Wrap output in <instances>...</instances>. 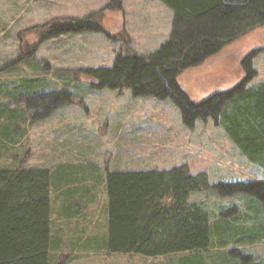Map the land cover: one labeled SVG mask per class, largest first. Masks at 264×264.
Segmentation results:
<instances>
[{
  "label": "rangeland",
  "instance_id": "obj_1",
  "mask_svg": "<svg viewBox=\"0 0 264 264\" xmlns=\"http://www.w3.org/2000/svg\"><path fill=\"white\" fill-rule=\"evenodd\" d=\"M108 3L109 0H0V141L6 136L2 126L14 123L7 120L6 114L12 110L23 113L18 121L21 131L11 132L10 136L16 145L9 141L0 145V167H15L26 153V169L47 168L55 176L63 166L76 168L77 182L64 190L90 187V178L87 183L78 181L82 176L90 175L95 182L89 191L93 200L88 201L87 195L79 196L80 192L76 194L81 204L72 211L78 213L67 219L59 215L65 198L59 197L64 190L58 199L52 190L51 238L61 236L64 244L50 249L49 264H184L191 260L194 264H264V237L250 244L154 258L86 248L91 236H96L100 244L106 235L107 172L162 170L185 164L192 174L206 172L210 185L264 179L258 166L233 155L228 137L212 119H198L188 128L179 108L169 99L134 96L129 89L96 90L90 79L75 72L111 67L118 53L147 56L168 39L173 13L159 0H120L119 7L110 8ZM90 16L100 32L65 34L38 44L34 28L55 19ZM21 44L30 48L38 44L34 57L8 66L23 54ZM263 49L264 27H259L197 69L181 73L178 83L188 91L193 103H201L209 90L227 89L243 80L246 72L240 62L259 50L250 66L255 71L253 81H264ZM44 62L48 64L46 71ZM63 71H74V79ZM59 90H69L73 102L52 110L43 120L35 119L32 95ZM27 99L30 105H26ZM80 166L86 170L81 171ZM253 198L264 209V203ZM238 199L219 197L212 190L191 192L188 198L209 210L216 206L217 216L227 212ZM249 219V224L255 222ZM235 248L238 251L231 254Z\"/></svg>",
  "mask_w": 264,
  "mask_h": 264
},
{
  "label": "trees",
  "instance_id": "obj_2",
  "mask_svg": "<svg viewBox=\"0 0 264 264\" xmlns=\"http://www.w3.org/2000/svg\"><path fill=\"white\" fill-rule=\"evenodd\" d=\"M159 1L172 11L173 17L168 39L155 51L147 56L118 53L111 67L75 72L90 79L96 90L129 89L134 96L169 99L179 108L188 128L198 119H212L239 153L264 173V81H253L255 71L250 66L252 57L260 50L247 54L240 62L246 72L243 80L227 89L209 90L201 103H193L188 91L178 83L184 71L197 69L238 38L264 27V0ZM112 6L119 7L120 0H109L107 8ZM33 31L39 37L38 44L65 34L100 32L92 16L55 19ZM37 45L30 48L21 44L23 54L8 66L33 58ZM44 66L48 70L46 62ZM73 72L62 73L73 78ZM32 97L33 109L37 110L34 118L38 120L73 102L69 90L35 93ZM28 99L26 105L31 104ZM6 116L14 123L2 126L6 136L0 145L5 141L16 145L17 141L10 136L11 132L21 131L18 121L23 113L12 110ZM25 154L15 167H0V264H49L50 249L64 244L61 236L51 238L52 190L63 191V187L77 182L78 171L63 166L54 176L47 168L26 169ZM86 178L93 180L90 175ZM208 179L204 171L190 173L185 164L162 170L107 172L106 235L100 244L96 236H91L86 240V248L154 258L199 253L215 246L250 244L263 238L264 209L253 197L264 203V179L218 181L213 185ZM78 189L68 187L61 195H75ZM208 190L219 197L241 200L218 216L216 206L209 210L188 200L191 192ZM91 198L94 197L90 195ZM67 212L63 214L65 219L70 216ZM249 218L255 222L249 224ZM237 251L235 248L231 254Z\"/></svg>",
  "mask_w": 264,
  "mask_h": 264
},
{
  "label": "crops",
  "instance_id": "obj_3",
  "mask_svg": "<svg viewBox=\"0 0 264 264\" xmlns=\"http://www.w3.org/2000/svg\"><path fill=\"white\" fill-rule=\"evenodd\" d=\"M230 144L233 146V148H234V150L232 151V153H233V155H235V156H241V157H243L240 153H239V151H238V149L230 142ZM243 160H245L246 161V159L243 157ZM248 162V161H247ZM250 165L252 164V163H250V162H248ZM81 167V166H80ZM259 168V167H258ZM260 169V168H259ZM80 170L81 171H84V170H86V168H83V167H81L80 168ZM77 173V172H76ZM89 178H86V177H82V179L80 180V181H82V183H87V180H88ZM93 181V180H92ZM91 181V185H90V187H82V189L80 188V189H78V192H76V194H78L79 192H80V195L79 196H82V195H84L85 197H86V195H87V200L88 201H92L93 200V198H91L90 199V189L92 190V183L94 182H92ZM54 192L56 193V195H55V197H56V199H58V194H60L61 192H62V188H60V189H54ZM76 194L75 195H69L68 197L66 196L65 198H64V196H62V197H59V199L61 198V199H63L64 198V200H63V203H61V208L63 209V212H60L61 214H59L61 217H64L63 216V214L65 213V211L67 212V211H69V212H67L68 213V215H70L69 217H71V216H74L75 214H77L78 212L77 211H72V208L73 207H78V206H80V204H81V200H80V197L79 196H77V199L75 198V196H76ZM64 195V194H63ZM89 195V196H88ZM52 199V198H51ZM65 201V202H64Z\"/></svg>",
  "mask_w": 264,
  "mask_h": 264
}]
</instances>
